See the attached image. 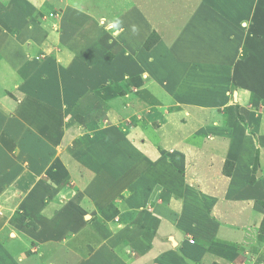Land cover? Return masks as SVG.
<instances>
[{
	"label": "crops",
	"instance_id": "obj_1",
	"mask_svg": "<svg viewBox=\"0 0 264 264\" xmlns=\"http://www.w3.org/2000/svg\"><path fill=\"white\" fill-rule=\"evenodd\" d=\"M46 1L49 2L0 0V126L8 131H4L8 133L7 136H2L4 132L0 129V174L6 177L4 182L8 183L3 192L18 193L12 211L22 213L26 220L12 222V214L0 217V233L3 232L0 239L6 241L4 245L11 250L10 256L0 251V264H264V108L261 111L260 105L256 104L264 103V80L262 81L260 74L264 55H259L263 58L259 66L251 64L249 56L245 57V65H241L242 68L237 70L241 87L235 89L232 96L228 94L230 84L223 81L226 75L224 78L221 77L223 75H218L215 78L217 84L209 83L206 87L208 82L202 80L200 85H195L196 77L190 76L193 72L190 68L194 65L202 68L205 65H215L220 71L221 68L225 70L227 65L233 64L234 51L230 48L238 46L244 39L248 42L251 39L250 33L241 34L238 25L233 22L234 19L238 20L240 14H245L241 4L246 0H196V7H193L188 19L189 23L182 28L178 40L170 46L160 40L148 51L150 69L155 76L163 75L166 78L165 81L172 88L169 92L170 103L175 102L178 108L169 111L167 101L158 105L161 108L145 110L142 112L140 127L143 133L150 137L151 142L156 140L170 154L176 145H185L177 148L180 153L175 154L172 166L187 159L188 167L185 171L193 172L195 163V166L200 165V171H204L208 166L207 171L211 172L213 161L206 162L204 166L198 160L199 156L203 155H199L198 151L194 152L192 147L200 142V137L194 133L195 129L203 127L206 120L211 124L213 120L214 123H219V119H226V125L232 128H239L249 122L252 130L257 133L252 135L249 132L250 135L240 136L234 142L237 149L228 145L229 135H220L211 140V143L217 146L215 152L214 147L212 148L211 154H220L222 159L226 156L229 159L225 163L223 161V166L211 176V184L207 179L202 183L197 180L198 182L193 183L194 190H186L195 197L189 198L190 204L185 209L182 222H171L168 230L167 227L160 228L159 232V217L169 220L170 211L169 214H162V210L150 212L149 216H145L142 211L138 217L130 216L120 220L118 215L114 216L111 210L106 209L95 216L92 209L108 202L106 186L96 183L92 189L90 185L82 183L78 185L77 195L72 194L71 185L63 181L66 177H71L76 182L78 175H83L84 181L92 176L94 161L98 160L103 146L102 144L100 149L95 148L96 155H89V151L86 153L91 164L86 160L85 167L82 164L78 166L79 162L74 158L77 140L74 135H68L63 129L66 121L73 117L69 113L79 112L81 101L93 99L96 94L89 97L84 96V92L98 89V82L109 79L115 83L117 80L119 82L125 72L135 71L137 66L126 69L130 60L125 59L127 53L123 48L124 41L115 43L120 45L116 46L118 52L114 61L103 59V51L106 48L104 44L107 45L109 40L106 35H96L100 27L98 19L97 24L89 23L92 20L91 14L87 17L90 21L81 26V20L73 19V16L78 18L79 14L75 15L71 10L60 12L59 15L63 19L58 26L60 25L62 34L73 28L75 35H69L65 43L63 39L61 41L58 33L60 29H55L54 18L50 16L55 13V5L52 7L50 3L46 4ZM133 1L106 0L105 8L109 6L105 9L106 15L110 16L109 18H112L113 14L117 16L113 21L109 20L107 27V20L102 18L100 22L104 24L103 27L122 26L125 28L123 32L137 34L138 30H135V24L132 23L135 22V17L142 21L150 19L145 20L146 15L138 13L140 5H135ZM261 1L264 3V0ZM112 7L118 9L116 13ZM258 9L262 11L264 6L255 3L252 10ZM261 13L264 15V11ZM244 16L242 15V18ZM137 26L139 24H136ZM145 27L146 30L138 32L140 36L149 35L154 26L145 24ZM77 29L81 32L77 33ZM87 34L90 37H86L88 40L84 41L82 36ZM122 37V40L126 41L123 34ZM131 39L134 40V37ZM142 39L144 41L143 36ZM262 43L264 39L259 41L260 47H264ZM60 45L62 47L58 51L61 58L47 60L44 64L41 56H45L47 47L58 48ZM204 46H213L212 53H217V56L202 52L206 50ZM180 47L188 51L177 52ZM194 49L196 51H192ZM164 52H169L171 57L163 56ZM119 64L123 65L121 69ZM42 65L46 71L49 70L48 75L53 81L51 93L46 88L49 87L48 84H37L34 81L37 77L48 81L42 71ZM100 67L104 72L98 70ZM219 81H222V85L218 84ZM254 87L259 90L258 93L253 91ZM152 91V95H166L162 85L159 90H155L153 86ZM255 96L259 99L254 98ZM156 98L157 103L165 101ZM12 101L18 102V107L15 113H10L14 116L9 117L6 114L11 111L8 110V104ZM211 106H217L215 111L219 116L212 115L214 110ZM161 109L167 111L163 114ZM29 112H36L37 118H24V113ZM46 112H49V115L43 116ZM16 113L20 114L15 115ZM222 113L226 116L222 117ZM66 114L68 115L65 118ZM24 121L29 122L27 130L36 129V140H28V135L25 136L24 133L27 132L22 123ZM155 121L158 129L153 125ZM57 127L59 140L62 143L68 141V145L73 146L74 153L69 159V165L61 158L53 156L58 154L54 146L61 145V142H56L57 134L54 129ZM141 142V147L144 148L143 140ZM147 142L145 141V144ZM28 144H33L34 148ZM16 146L19 151L20 147L27 151L17 155ZM151 150L150 155L156 157L157 150L152 147ZM232 150L235 152L228 155ZM205 159L204 154L203 160ZM226 163L230 170L228 173L224 171ZM165 169L167 171V167ZM100 173L101 171L97 173L98 181ZM218 175L223 177V182L218 181ZM40 176H48L51 180L41 179ZM224 183L227 190L217 193L216 190H221ZM172 188L170 185L171 190ZM159 191L155 186L150 189L151 198L158 202L155 204L157 208L163 199L157 195ZM164 206L167 207V204ZM171 207L172 204L167 208ZM193 207H196L195 211ZM182 209L183 201L180 210ZM133 219V228L147 235H144L143 240L132 239L134 229L123 223ZM29 220L38 228L29 226ZM191 229L196 233L194 243L189 242L186 233H183ZM255 244L261 245V248L256 249ZM258 258H263V261Z\"/></svg>",
	"mask_w": 264,
	"mask_h": 264
},
{
	"label": "rangeland",
	"instance_id": "obj_2",
	"mask_svg": "<svg viewBox=\"0 0 264 264\" xmlns=\"http://www.w3.org/2000/svg\"><path fill=\"white\" fill-rule=\"evenodd\" d=\"M196 0H134L133 3L135 5H140V8L137 9L139 14H145L146 16L144 19L147 18L150 19L149 21H142L139 17H135V22L132 23L135 24V30H138V32L141 33V30H146L145 24H150L154 26L152 29L153 31L149 35L142 34L144 41L142 39V36H140L137 32V34H133L132 32L128 34L127 32H123L125 30L124 27L116 26V28H106L107 25L110 23L109 20L113 21V18H116V14L111 15L112 18H109L108 15H106L105 9V2L106 0H49L48 3L52 5V7L55 10V13L51 14L50 16H53L54 23L56 24L57 31L60 29L61 41L63 39V42L65 43V40L69 38V35L75 36L72 28L68 32L63 33L61 30L60 25L58 26L59 22L63 19L59 13L66 12L67 10H71L75 15L79 14V17L73 16V19H79L80 25L84 26L90 21L88 19V14L92 15V20L89 22L91 24H97L98 19V26L100 27L96 33V35L102 36L106 35L108 38V46L105 45V50L103 51V59L104 60H110L114 61L116 58V53L118 52V45H120L121 42H125L123 44V48L125 52L127 53L125 59H129L130 61L127 62V68L130 69L132 66H137V69L132 72H125L124 75L121 77V79L113 82L112 80L98 82L96 90H89L87 92H84V96L88 95L89 97L92 96V94H96L93 99H85L80 102L81 108L78 110L79 112H73L69 113V115L73 116L71 119L66 121V126L64 131L68 133L70 136H75L77 142H76V154L74 158L76 157L78 163V166L82 164L85 167V163L87 160L86 153L88 152L89 155L93 156L96 155L95 148L100 149L102 148V152H100L98 160L94 161V173L92 176H89L86 180L85 177L78 175L75 180H72L71 177H66L63 181L67 184H70L72 187V194L77 193L78 191V185H90L91 188H95L93 184L99 183L100 186H106L108 189V192H106V196L108 197V202L102 204L99 208L94 207L92 209V212L95 216H97L98 212L105 211L106 209L112 211V215L116 216L118 215L120 217V220H125L126 218L130 217H138L140 216L143 211V214L145 216H149L150 212H155L162 210L163 213L169 214L168 211L171 212L169 214V220L164 219L162 216L158 219V231L160 228H166L167 230L171 224V222L176 223L178 221L182 222V216H184L185 209L190 204L189 198H194L193 193H187L190 190H194L193 183L202 181L204 179H207L206 181H209L212 179L211 176L215 175L218 171V168H221L224 163L229 159V157L221 158L219 155H212L211 151L214 147L217 146L213 145L211 143V140L217 136L223 135L230 136V140L228 141V145L231 146L230 148L237 149L238 147L235 145V141L239 139L240 136L248 135L249 132L252 135H257L252 128L249 122H246L244 126H241L239 128H232L231 126L228 127L226 125L225 120L221 121L219 119V123L215 122L214 120L210 124L208 120H206L205 123H203V127H197L194 131V133L200 137V146L199 144L192 145L193 151L199 153V155L205 154L206 159L203 160V156L198 158L201 164L204 166L207 163H211V172L207 171L208 166L205 168L204 171H200L199 167L200 165H196L194 163V170L193 172H187L185 171V168L188 167V160L181 161L180 163L176 164V166H172V159L174 158L175 154H178L177 148H180L181 146L185 145H176L170 154L169 151H166L164 147H161L156 140L154 142L150 141V137L143 133V130L141 129V118L142 112L148 109L153 108H161L158 105L165 104L167 101H169L168 110L172 111L178 108V105L175 104V102L170 103V94L172 88L171 85L169 86L168 82L165 81V77L163 75H159L158 77L155 76V74L152 72V69L149 67L150 63V53L148 52L150 48L156 44L158 41L162 40L168 43L170 46L173 42L178 40L179 33L181 32L182 28L189 23L188 19L191 16L192 9L195 6L196 7ZM46 1V4H48ZM107 3V2H106ZM260 5L264 6V3L261 0H246L244 4L242 3L245 11V14H240V16L237 18L238 20L234 19L233 22L238 25L239 32L241 34L250 33V40L248 42L243 40L238 46L231 47L230 50H233L234 53H232V56L235 57L233 59V64L227 65L225 70L221 68L220 71H218V67L213 66H204L203 68L201 66L194 65L192 68H190L192 74L190 76H195V85H200V82L202 80H205L208 82L205 87L209 83H216V77L218 75H223L221 77H226L223 79V81H227L229 85L228 94L232 96L233 91L237 89L240 86V82L238 80L237 76V70L243 65H245V57H250V63L259 66L263 58H260V56L264 55V47H260L259 41L261 39H264V15L261 13L264 11L252 10V6ZM49 4V5H50ZM193 6H192V5ZM191 7L190 9H185V7ZM194 7V8H195ZM116 13L118 9H115L112 7ZM247 8V9H246ZM249 8V9H248ZM121 10V9H119ZM261 13V14H259ZM137 15V14H136ZM242 15L244 18H242ZM263 15V16H262ZM81 16V18H80ZM148 16V17H147ZM247 17V18H245ZM102 18H105L107 20L106 27H103L104 24L100 22ZM104 23V22H103ZM245 23V25L243 24ZM54 24V25H55ZM114 24V22L112 23ZM136 24L139 26L136 27ZM58 27V28H57ZM103 27V28H102ZM204 26H202L203 28ZM118 28V29H117ZM81 32L79 29H77V33ZM122 34L125 36L126 41L128 42L129 47H127V42L125 39L122 40ZM206 34V33H205ZM94 35V34H93ZM91 35V36H93ZM134 35V36H133ZM86 37H90L88 34L87 36H82L84 41L88 40ZM131 37H134V40L131 39ZM246 38V37H245ZM147 40V41H146ZM120 42L115 44L116 42ZM264 45V43H262ZM215 46V45H214ZM233 46V45H232ZM61 45L58 48L55 47H47L48 51H45V56H41V59H43L44 64L47 60L53 61L61 58V54L58 50L61 49ZM206 50H202L206 55L212 54L213 57L217 56V53L213 54V46H204ZM216 47V46H215ZM200 49V48H198ZM161 50V49H160ZM162 51H165L162 49ZM188 50L185 48H179L177 52H187ZM196 51V49L192 50ZM260 55V56H259ZM163 56H167L168 58L171 57V54L169 52H164ZM211 56V55H210ZM32 58H34L32 56ZM245 60V61H244ZM264 62V61H263ZM262 64V63H261ZM42 71H44V74H46L45 78L48 79V81H42L39 79V77L34 78L35 83L37 84H48V92L51 93L53 89V81L51 80L50 76L48 75V69L45 70V66L42 65ZM123 65L119 64V68L121 69ZM189 67V66H186ZM241 67V68H242ZM261 68V65L259 68L260 74H258L262 81L264 80V64ZM103 71L102 67L100 69ZM107 71V70H106ZM227 71V72H226ZM104 72V71H103ZM136 72V73H135ZM228 73V75H227ZM41 77V76H40ZM259 77V78H260ZM176 78V77H175ZM188 81L190 79L188 78ZM108 83V84H104ZM111 83V84H110ZM113 83L115 85H113ZM104 84V85H102ZM218 84L222 85V81L218 82ZM35 85V84H34ZM102 85V86H101ZM161 85L166 90L165 97H161L157 95L158 93H154L152 95V88L154 86V89L159 90L161 88ZM198 87V86H197ZM256 87H254L253 91ZM209 90V89H208ZM258 93V89L255 90ZM221 93V92H220ZM255 93V92H254ZM256 93V94H257ZM255 94V95H256ZM261 96V94L259 95ZM156 97H159L160 100H165L164 102H156ZM254 98L259 99L258 96H255ZM48 101L51 99L46 98ZM169 99V100H168ZM18 101V100H17ZM258 101V100H257ZM264 101V100H263ZM77 102V101H76ZM145 103V108H144ZM14 104V105H13ZM256 104L260 105L261 111H263L264 103L257 102ZM13 105V107H12ZM18 107V102L12 101L10 105L8 104V110L9 117H13L14 114H10L11 112H16V109ZM170 107V109H169ZM212 110L214 112L212 113L213 116H219V114L215 111L217 110V106H211ZM167 109H161L162 113L164 114ZM36 112L32 113H24V118H27V120H30V118H37ZM42 113V112H41ZM20 114L16 113L15 115ZM183 114V113H180ZM49 112H46L43 116H48ZM68 114L65 115V118ZM222 117H225V113H222ZM69 117V116H68ZM257 120L255 119V122ZM254 122V123H255ZM24 125V129L27 133H24L25 136H27L28 140H36L37 136L34 135L36 133V129H30L27 130L28 123L27 121L22 122ZM157 122H153V125L158 129L159 126L156 124ZM57 126V125H56ZM0 129L2 132L7 131V129H3L2 126H0ZM58 127L54 130L57 134L56 136V142L59 141V130L57 131ZM159 131V130H158ZM8 132V131H7ZM8 133L4 132L2 136H7ZM61 134H66L64 132H61ZM250 135V134H249ZM42 136V133L41 135ZM66 136V135H63ZM62 136V137H63ZM1 137V136H0ZM194 137V136H193ZM194 139V138H193ZM143 140L144 142V148L141 147ZM198 140V139H197ZM145 141L147 142L145 144ZM31 142V141H29ZM34 142V141H33ZM66 142H61V145L54 146L56 150L58 151V154L53 155L54 157L61 158L64 162L69 165V159L73 155V146L68 145ZM140 144H138V143ZM204 142V143H203ZM157 144V145H156ZM190 145L189 143H187ZM30 145V144H28ZM198 145V146H197ZM217 145V144H216ZM20 146V145H19ZM32 148H34L33 144L30 145ZM29 146V147H30ZM157 146V148L155 147ZM151 147L157 150V155L151 156ZM91 150H89V149ZM187 148V146H186ZM201 149V150H200ZM16 153L17 155L19 152L23 154L22 152H26L27 150L23 147V149L20 147L17 150L16 146ZM235 150H232L228 153L232 154ZM184 154V153H183ZM197 154V153H196ZM195 155V154H194ZM212 155V156H210ZM151 156V157H150ZM198 157V154H197ZM184 158V156H183ZM171 160V161H170ZM72 162V160H70ZM88 163L91 162V160ZM203 161V162H201ZM210 161V162H209ZM184 162V164L182 163ZM87 164V163H86ZM91 164V163H90ZM215 164V166H214ZM228 163H226L224 171L228 173L230 170L227 168ZM95 165H101L96 167ZM172 166V167H171ZM198 166V167H197ZM82 167V166H81ZM96 167V168H95ZM167 167V171L166 168ZM196 167L198 168L196 170ZM83 168V167H82ZM99 169V170H98ZM98 171H101L100 173V179L97 180V173ZM84 172V171H83ZM175 172V173H174ZM91 174V172H90ZM40 175V174H39ZM41 179H46L47 181H50L51 179L46 176H40ZM218 181H222V176L218 175ZM4 179L6 177H3L2 174H0V217L1 216H9L12 214V217H10L12 222L22 220L24 216L22 213H19L17 211H12L14 209V204L16 201V195L18 193H12L7 194L6 191H4L5 187H8L7 181L4 182ZM198 180V181H197ZM217 181V182H218ZM98 184V186H99ZM211 184V183H209ZM170 185L173 186L172 190L170 189ZM155 186L160 191L157 195H160L161 198H163L158 205V208L155 206L157 201L154 202V200L150 196V189ZM224 189L227 190V186H225V183L221 185L220 188L217 189V193L224 191ZM14 190V189H13ZM187 190V192H186ZM3 193V194H2ZM5 193V194H4ZM89 195H91V192L88 190ZM215 193V192H214ZM222 193V192H221ZM20 194V193H19ZM190 194V195H189ZM65 195V194H63ZM189 195V197H188ZM94 197V196H92ZM90 198V197H89ZM160 199V198H159ZM160 201V200H158ZM183 201V209H181ZM154 202V203H153ZM172 202V203H169ZM153 203V204H152ZM167 204V207L172 204L171 209L165 207L164 205ZM104 206V207H103ZM165 208V209H164ZM191 206L189 207V209ZM196 207H193V210L195 211ZM118 217V219H119ZM18 219V220H17ZM20 221V222H22ZM26 221V220H25ZM23 221V222H25ZM131 220L129 222H123L125 226L129 225L132 226ZM29 226L36 227V224L32 222L31 220L28 221ZM134 223V222H133ZM132 229L133 226H132ZM163 230V229H162ZM184 231V230H181ZM3 233V232H2ZM0 233V234H2ZM128 233H131L128 231ZM183 233H186V237L188 238L189 242L194 243L196 242L195 239V231L194 229L191 231H185ZM147 236L143 232H138L137 230H133L132 232V239H139L143 240L145 236ZM151 235V234H150ZM152 237V236H151ZM3 239H0V251H2L4 255L10 256L11 250L9 247H7V242H3ZM257 240V239H254ZM245 241H247L245 239ZM28 243H30L28 241ZM254 243V241H253ZM256 249H260L261 245H254ZM127 247V246H126ZM134 249V247L132 248ZM158 249V248H157ZM13 253V252H12ZM24 254V253H23ZM26 254V253H25ZM260 261H263V258H258ZM198 260V259H197ZM195 261V260H193ZM198 264H201L200 262Z\"/></svg>",
	"mask_w": 264,
	"mask_h": 264
},
{
	"label": "trees",
	"instance_id": "obj_3",
	"mask_svg": "<svg viewBox=\"0 0 264 264\" xmlns=\"http://www.w3.org/2000/svg\"><path fill=\"white\" fill-rule=\"evenodd\" d=\"M18 220V219H17ZM19 221H22V220H19ZM23 221H25V218H23Z\"/></svg>",
	"mask_w": 264,
	"mask_h": 264
},
{
	"label": "clouds",
	"instance_id": "obj_4",
	"mask_svg": "<svg viewBox=\"0 0 264 264\" xmlns=\"http://www.w3.org/2000/svg\"><path fill=\"white\" fill-rule=\"evenodd\" d=\"M118 23V22H117ZM115 25H112V27H114Z\"/></svg>",
	"mask_w": 264,
	"mask_h": 264
}]
</instances>
